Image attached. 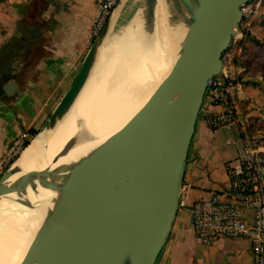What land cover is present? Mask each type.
<instances>
[{
    "label": "water",
    "instance_id": "95a60500",
    "mask_svg": "<svg viewBox=\"0 0 264 264\" xmlns=\"http://www.w3.org/2000/svg\"><path fill=\"white\" fill-rule=\"evenodd\" d=\"M166 1L171 2L170 20L186 13L187 25L171 69L139 111L107 141L106 156L97 169L86 176L69 171L61 186L52 181L55 171L46 173L43 187L60 194L19 264H155L178 210L207 83L220 72L222 54L239 32L241 7L251 0ZM155 3L141 0L134 14L142 11L150 34ZM94 50L92 43L46 126L80 92ZM2 88L10 95L17 84L10 79ZM9 169L0 176V195L19 191L33 174L24 173L19 184L7 186L5 181L13 174Z\"/></svg>",
    "mask_w": 264,
    "mask_h": 264
},
{
    "label": "bare ground",
    "instance_id": "6f19581e",
    "mask_svg": "<svg viewBox=\"0 0 264 264\" xmlns=\"http://www.w3.org/2000/svg\"><path fill=\"white\" fill-rule=\"evenodd\" d=\"M130 1L119 0L95 38L90 72L70 107L40 130L10 166L13 174L5 181L7 186L19 184L24 173L33 174L22 183L27 185L23 198L13 201L19 192L0 195V264L21 262L53 208L60 191L43 187L46 173L55 171L52 181L61 186L69 171L86 176L97 169L106 156L107 141L144 105L179 53L186 13L170 20L171 2L160 13L154 9L151 34L139 11L130 29L113 39Z\"/></svg>",
    "mask_w": 264,
    "mask_h": 264
},
{
    "label": "crops",
    "instance_id": "0c3cea01",
    "mask_svg": "<svg viewBox=\"0 0 264 264\" xmlns=\"http://www.w3.org/2000/svg\"><path fill=\"white\" fill-rule=\"evenodd\" d=\"M93 14V0H0V47L20 36L23 24L35 15L32 21L40 32L35 62L26 66L22 59L15 61L11 74L21 70L24 78H13L17 89L12 94L0 93V158L29 129L43 125L46 108L70 87L87 54ZM208 116L206 109L196 120L178 210L155 264H251L246 239L217 238L203 245L190 223L194 201L229 188L227 167L241 154L246 138L238 125L210 132Z\"/></svg>",
    "mask_w": 264,
    "mask_h": 264
},
{
    "label": "built area",
    "instance_id": "2783aa9c",
    "mask_svg": "<svg viewBox=\"0 0 264 264\" xmlns=\"http://www.w3.org/2000/svg\"><path fill=\"white\" fill-rule=\"evenodd\" d=\"M93 1L90 40L100 34L119 2ZM246 5L241 7L242 14ZM233 73V68L227 69L222 62L220 72L207 83L198 115L209 110L210 132L227 125L239 126L236 102L242 97V89ZM1 158L0 173L4 160ZM227 170L228 189L212 192L189 207L194 235L203 245H210L217 238H244L249 244L251 264H264V145L246 137L241 154Z\"/></svg>",
    "mask_w": 264,
    "mask_h": 264
},
{
    "label": "rangeland",
    "instance_id": "374dc122",
    "mask_svg": "<svg viewBox=\"0 0 264 264\" xmlns=\"http://www.w3.org/2000/svg\"><path fill=\"white\" fill-rule=\"evenodd\" d=\"M140 1L132 0L127 3V7L123 11V21L116 28L113 39L124 35L130 29ZM156 1L158 2L155 3L156 8L154 7V9L158 13L162 12L169 3L166 0ZM247 4L239 24V32L232 37L229 48L222 54V62L227 69L233 68L234 73L231 75L241 84L242 97L236 102L239 129L248 141H256L264 145V0H251ZM94 40L95 38L90 40L88 50ZM26 66L28 65L26 64ZM23 74L21 70L16 69L14 77L22 79L24 78ZM60 99L54 97L53 105L46 108L45 122L37 131L46 126ZM33 138L34 136L31 137L27 134L20 137L18 139L20 141L16 140L18 143L14 141L8 146L7 152L1 158L4 160L1 165L0 176L10 168L14 159L30 144ZM26 140H29V143L22 149ZM25 187L27 185H23L21 190L16 191L19 193H14L13 201L18 197L23 198Z\"/></svg>",
    "mask_w": 264,
    "mask_h": 264
},
{
    "label": "trees",
    "instance_id": "16d2710c",
    "mask_svg": "<svg viewBox=\"0 0 264 264\" xmlns=\"http://www.w3.org/2000/svg\"><path fill=\"white\" fill-rule=\"evenodd\" d=\"M37 16H33L36 19ZM28 20L23 24L22 34L20 36H14L0 47V82L6 83L8 80L13 79L14 76L11 74V67L15 61L22 59L24 64H33L36 60L35 50L37 41L39 40L40 32L37 22ZM0 84V93H3V89ZM38 131L29 129L27 133L33 137ZM242 137L243 134L240 133ZM29 140H26L22 149L27 146Z\"/></svg>",
    "mask_w": 264,
    "mask_h": 264
}]
</instances>
